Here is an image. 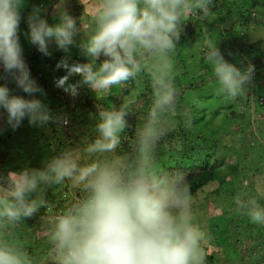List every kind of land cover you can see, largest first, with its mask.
<instances>
[{
    "label": "clouds",
    "instance_id": "clouds-1",
    "mask_svg": "<svg viewBox=\"0 0 264 264\" xmlns=\"http://www.w3.org/2000/svg\"><path fill=\"white\" fill-rule=\"evenodd\" d=\"M208 2L143 0L141 5L140 0H104L96 13L97 30L81 51L87 57L106 59L98 66L94 61L69 63L67 56L57 62L55 67L63 69L64 75L55 80V85L75 96L81 83L107 90L134 77L142 67L136 59L140 52L158 54L162 60L158 74L153 76L156 99L150 112L152 119L139 135V165L127 180L114 165L93 162L80 166L69 153L47 161L40 169L0 174V180L7 184L6 191L0 190V217L9 220L30 217L43 204V200L27 199L39 184L65 178L85 182L90 192L88 199L56 221L53 239L59 264H205L200 246L204 233L192 222L188 189L168 183L150 170L149 149L158 136L157 110L174 100L165 54L178 39L181 12L196 8L207 15ZM24 3L25 0H0V67L5 74L0 78H10L15 88L26 94H14L7 82L0 83V132L5 127L16 130L25 119L41 127L59 119L38 98L37 94H44L43 89L31 76L24 58L20 43ZM58 18V23L49 24L38 6H33L24 18L27 41L44 56L52 55L50 46L64 53L74 46V18L67 11H60ZM206 60L221 90L232 98L251 82L256 70L251 63L238 68L227 62L211 40ZM76 76L80 79L70 82ZM99 117V136L88 146L89 153L114 150L126 126L123 109L101 111ZM247 216L252 223L264 225V207L255 200L248 204ZM0 264L22 261L12 251L0 248Z\"/></svg>",
    "mask_w": 264,
    "mask_h": 264
},
{
    "label": "trees",
    "instance_id": "trees-1",
    "mask_svg": "<svg viewBox=\"0 0 264 264\" xmlns=\"http://www.w3.org/2000/svg\"><path fill=\"white\" fill-rule=\"evenodd\" d=\"M59 1L63 2V11H67L70 16L76 19V25L80 28L81 24L78 20L85 13V5L82 0H29L24 3L21 9V26H27L26 22L22 24L28 15L25 10L32 9L33 6L40 7L44 18L49 22L53 8ZM187 2L194 3L195 0H187ZM207 6L209 8L207 15L196 8L181 12L177 24L178 39L174 41V48L167 53H173L183 44L194 40H208L207 34L213 29L203 28L201 24L205 17L220 14L222 19L227 20L228 26L224 28V32L228 38L225 39L224 34L217 33L215 46L227 62L238 68L246 67L251 63L255 66V73L251 82L246 84L236 97H229L226 92L221 90L211 66L206 64L207 45L205 44L200 48L198 64L194 65L198 69L196 78L192 76L190 80H182L174 75H168L169 83L174 89V100L165 108L157 110L155 118L161 119L169 127L159 130L157 138L150 145V170L158 178L168 183L186 187L190 197L195 196L213 181L217 171L225 165V159L218 155V139L202 129L195 130V125L199 120L195 114L197 108L195 104H189V99L192 97V92L201 90L205 86H215L217 91L216 97H214L215 106L218 107V111H223L225 117L218 127L219 130L224 131L225 134L238 135L244 130L243 124L245 123L246 128L243 131L245 137L239 140L241 148L239 149L244 152L245 145L251 146V152L257 154L255 161L257 164L255 166H248L244 163L241 165L230 164L231 173L238 176L242 174V180L238 184L231 181L227 186L218 187L215 192L219 198L225 191L226 197L229 198V209L205 220L207 242L210 246L226 248L232 247L230 245L233 244L234 248L241 238L239 249H237V262L239 264H264V225L252 223L247 216V206L251 201L255 200L258 204L261 203L259 204L261 207H264V200L259 195L256 197L257 193H249L254 189V178L259 171V165L264 162V69L257 68L260 58L256 54L253 55L259 42H250L243 38L245 27L251 22V10H264V0H250L248 5L250 7L244 4L235 5V0H209ZM234 8L239 11L237 15L231 14ZM235 27L242 29L243 33L239 35ZM28 45L30 46L29 50L23 52L24 58L31 76L44 93L43 95L37 94V96L47 105L53 116L59 119L49 121L42 127L30 125L27 119L16 130L5 127V130L0 132V174L6 176L9 171H19L17 169L20 167L19 161H26L36 147L50 149L51 153L58 155L60 149L65 145L64 129L71 128V124L77 125L74 119L79 114L83 119L91 118L93 120L100 118L101 111L123 109L126 112V126L120 133V142L113 152L117 158L116 167L122 177L125 180L131 177L135 173L133 162H137L140 153L139 135L136 133L137 118H151L150 112L156 99L153 78L148 77L143 81L138 96L140 104H132L130 108L123 106V103L125 97L132 96L138 88L137 74L120 83L119 91L114 97H110L112 101L109 105L102 98L90 97L89 89L83 85H79L77 94L73 96L55 85V80L59 78L58 69L55 67L58 62L56 61L58 54L53 52L57 50L55 46L53 45L51 56H44L29 42ZM21 46H23L22 43ZM150 55L152 53L140 52L136 59L142 64ZM176 55L178 58L180 52L177 51ZM104 59L106 58L103 56L93 58L83 55L80 57V63L94 61V64L98 66ZM78 60L77 57H74L71 62L76 63L79 62ZM3 76L5 74L3 68L0 67V77ZM6 82L14 94L26 95L15 88L10 78H0V83ZM236 105L240 107L233 108ZM82 112H85L86 116ZM63 119L66 120L64 121L66 126L61 125ZM68 122L70 124H67ZM164 143L167 144V148L171 149L163 150ZM246 155L250 156L248 151L244 152L243 158H246ZM50 183L53 182L39 184L37 190L31 193L37 195L39 199L42 198L46 206L52 203V200L49 202L47 198L54 195ZM66 185L57 196L59 197L57 203L60 205L66 200L67 204L65 207L57 205V210L54 211L56 214H49L45 206H39L30 217L21 216L17 220L0 217V248L12 251L21 259L22 264H59L53 239L56 221L63 215L73 213L90 195L85 182L76 181V183H72V186ZM6 189L7 184L0 180V190L6 191ZM248 194L254 199L249 201ZM37 229L49 231L51 236L45 245L42 244V238L35 236ZM255 240L263 241V244L258 250V255L253 258L255 253H248V251ZM200 246L202 250L208 248V246ZM212 257V252L209 254L207 252L205 264H210L208 261Z\"/></svg>",
    "mask_w": 264,
    "mask_h": 264
},
{
    "label": "rangeland",
    "instance_id": "rangeland-1",
    "mask_svg": "<svg viewBox=\"0 0 264 264\" xmlns=\"http://www.w3.org/2000/svg\"><path fill=\"white\" fill-rule=\"evenodd\" d=\"M29 0H25V2H28ZM85 5V13L81 17L80 20H78L79 24H81V27H77V31L73 37L74 39V46L71 47L69 53H64L60 50L53 51L54 54L57 53V60L59 61L62 57L67 56L68 62L72 63L71 60L74 57H77L80 60V57L83 56V53L81 51V46L85 44L88 39L95 33L97 30V21H96V13L98 10L101 9L104 0H82ZM250 0H235V5H246L247 7L249 5ZM262 1V0H259ZM140 3L142 5L143 0H140ZM40 6V5H39ZM43 8V7H42ZM31 9L25 10V13H29ZM22 11V10H21ZM60 11H63V2L59 1L56 6L53 8V13H51L49 24H54L59 22L58 13ZM245 12V10H243ZM239 13L238 10L234 8L231 14L237 15ZM230 14V15H231ZM251 22L248 26L245 27V35H243L244 39L249 40L250 42L258 41L259 45L255 47V53L253 55H257L260 58L259 63L257 64V68L264 69V10L261 9H253L251 10ZM228 19V17H227ZM76 21V19H74ZM25 23V20L22 24ZM203 28L209 27L210 29H213L210 31V33L207 34V39H200V40H194L188 43L183 44L180 46L178 50H174L173 53H166V62L170 65V68L168 69V75L176 76L178 79L182 80H190L192 76L195 78L197 77L198 69L195 68L194 65L198 64L199 59V52L200 48L203 45H207L209 40L213 41L215 43L217 33L224 34V38L227 39V35L224 32V28L228 26L227 20L222 19L221 15L214 14L213 16L205 17L203 20ZM77 26V25H76ZM236 28V27H235ZM26 27H22L20 24V43H22L23 52L29 50L28 41L26 38ZM236 30L239 32L238 34L241 35L243 33L242 29L236 28ZM51 47V46H50ZM54 46H52L53 48ZM207 47V46H206ZM180 52L179 57L177 58L176 53ZM77 54V56H76ZM60 55V57H59ZM56 56V55H55ZM179 59V62H178ZM182 60V61H181ZM181 61V62H180ZM162 60L161 57L158 54H152L149 56V58L144 61L141 65V70L136 75L137 80V89L136 92L131 96L129 95L125 97L123 106L130 108L132 104H140L138 101V96L140 95V91L142 88L143 81L146 80L148 77H152L155 74H158L160 70ZM185 63V65H184ZM57 64V63H56ZM206 64L210 65V63L206 60ZM56 66V65H55ZM211 66V65H210ZM58 77H60L62 74H64L63 69H58ZM80 78L78 76L71 78L72 83H75ZM80 85L85 86L89 89L90 97L92 98H102L103 101H106L108 105L111 103V96H115L117 92L119 91L120 84L119 85H113L107 90H96L91 87H89L86 84L81 83ZM9 86V84H8ZM192 97L189 99V104H195L197 110H195V114L198 117V122L195 125V130L202 129L203 131L213 135L215 139H218V155L223 156L225 161L223 165V168L221 170L217 171L215 178L213 181L204 187L200 192H198L195 196L191 197L190 205H191V215H192V222L196 226H198L201 231L204 233V239L201 241V245L208 246L207 238H206V229H205V220H208L209 217L219 215L223 212V210H228L229 205L228 201L229 198L226 197L225 191H223V194L218 198V194L215 192L217 191L218 187H224L227 186L228 183L233 181L234 184H238L242 180V174L241 175H234L231 173V166L230 164H240L244 163L248 166H255L257 163L255 162L257 159V154L251 152V146L245 145L244 146V152L248 151L250 156L246 155V158H243L244 152L240 150V143L239 140L243 139L245 137V132H243L246 128L245 123L243 124L244 130L241 132V134L238 135H230L225 134L224 131H220L218 127L222 124V121L225 120V117L223 115V111H218L215 105V98L217 91L215 89V86L209 85L205 86L203 89L192 92ZM240 106H235L233 108H239ZM85 116V112H82ZM100 118L97 119H91V118H85L79 116L74 119L76 121L77 125H72L71 128L64 129V141L65 145L60 149L58 152V155H54L53 152L51 153L50 149L46 148H34L32 154L29 155L28 159L26 161H19V166L17 167L18 170L24 169V168H31V169H40L41 167L45 166V163L57 156H60L64 153H69L77 160V163L80 166H86L93 162H98L101 165H117V158L114 155L113 150L110 152H93L89 153L87 151L88 146L93 143L99 136V133L97 131V123L99 122ZM152 119L151 118H137L136 123V133L137 135H140L141 130L144 128V126ZM196 120V121H197ZM238 120H240L238 118ZM65 119L61 121V125L66 126ZM68 121V120H67ZM3 122L0 121V124ZM67 124H70L69 122ZM155 127L158 130L166 129L168 128V124L164 123L161 119L155 118ZM255 125L253 126V128ZM167 144L164 143L162 146H164L163 150H170L171 148H167ZM240 148V149H239ZM140 153L139 158L137 162H133L135 171L139 165L140 161ZM137 156V157H138ZM136 157V158H137ZM242 160H240V158ZM34 160V161H33ZM231 173V174H230ZM73 179V181H71ZM255 184L254 189H252L249 193L254 194L257 193L256 197L259 195L262 200H264V162L259 165V171L256 173L255 176ZM75 178H65L64 180L60 182H53L50 183V186L53 190L54 195H50L47 200L50 202L52 200L51 204L45 205V202L43 200V204L40 206H45L46 211L49 214H56L57 210V203L60 192L64 190V187L72 186V183H76ZM248 200L254 199L251 195L248 194ZM255 196V195H254ZM28 199L31 200H41L38 198L37 195L29 194ZM234 199H236L234 197ZM67 204V201L65 200L62 204L58 206L65 207ZM261 204V203H259ZM264 205V204H263ZM35 236L38 238H42V244L45 245V243L48 241L49 237L51 236L49 231H39L38 229L35 231ZM261 239V238H260ZM259 239V240H260ZM255 240L252 245H250L248 253L254 252L255 255L253 258H255L258 255V250L261 249V246L263 244L262 242H259ZM241 243V238L238 240V245L233 248V244H231L229 248L226 247H220V246H208L207 249H204L203 252L205 254L208 252L213 254L212 259H210L208 262L210 264H239L236 258V255L238 254V246ZM247 253V254H248ZM252 255V254H251ZM207 261V259H206Z\"/></svg>",
    "mask_w": 264,
    "mask_h": 264
}]
</instances>
